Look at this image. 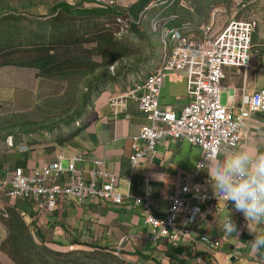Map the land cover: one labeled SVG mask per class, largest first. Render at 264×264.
Instances as JSON below:
<instances>
[{
  "label": "crops",
  "instance_id": "crops-1",
  "mask_svg": "<svg viewBox=\"0 0 264 264\" xmlns=\"http://www.w3.org/2000/svg\"><path fill=\"white\" fill-rule=\"evenodd\" d=\"M49 4L58 1L47 0ZM136 0H117L120 5L125 2L134 3ZM193 6V5H192ZM46 7L38 6V11L46 14ZM177 11L193 22L204 21L205 14L194 13L176 7ZM194 9V6H193ZM200 12V11H199ZM43 18H40L41 20ZM223 23L222 20H219ZM83 25V24H82ZM152 38V37H151ZM150 40L154 42V39ZM158 40V37L156 38ZM159 42V40H158ZM162 48L143 47L137 58L130 64H112L111 71H98L96 76H104L97 93L92 100L91 111L94 118L83 126L73 137L63 143H48L36 145L21 152L16 148L0 153V174L21 166L25 170L31 169L44 162L51 161L58 153L65 156L72 153L85 154L84 167L89 166L92 158H102L107 168L118 175L116 188L123 194L125 203H134L135 197L149 196L152 213L163 216L168 209L169 196L181 193L184 181H189L191 191L197 187L205 188L213 193L211 182L206 171L198 170L197 164L203 162L202 150L192 145L187 139H172L166 137L157 145L158 155L152 160H142L132 168L128 159L131 152L132 139L142 125L147 124L146 115L137 105L128 101L124 110L114 113L108 104V98L124 91L128 86L143 79L148 73L157 69L162 59ZM3 67V66H1ZM138 67V70H135ZM99 69V68H98ZM114 69V70H113ZM113 70V71H112ZM249 70L244 76L242 70L234 67L225 68L220 92L223 104L228 103V94L235 92L233 104L241 103L242 89L250 92L264 85H255L254 78L249 76ZM235 90V91H234ZM189 101L186 93V76L183 72H175L167 76L162 84L159 107L161 109L180 111ZM92 114V113H91ZM247 146L253 155L257 152L264 154V114L253 113L248 121L241 142L230 151H236ZM66 160H63V164ZM190 204H199L191 199ZM208 205L198 221L189 227L191 240L181 239L177 245L166 240L155 242L149 237L150 227L145 222V215L141 205L133 209L115 205L106 200L94 199L78 203L75 200L60 201L54 211L42 210L36 212L32 204L19 198H10L0 191V244L6 238L8 230L3 223L11 211H17L29 225L36 242L41 237L45 241H52L51 246L57 250L72 248V243L92 242L111 250L124 235L146 236L147 240L134 238L131 243H125L121 248L126 264H238L234 261L243 259L242 264H264V250L257 255L247 244L256 236H263L264 223L247 222L240 212L235 209H224L218 216L211 215ZM7 215L4 216L3 213ZM228 214L235 221L239 230L235 235H226L222 231ZM181 216V215H180ZM218 237L221 247L208 252L197 243L200 235ZM135 237V236H134ZM0 264H16L0 246Z\"/></svg>",
  "mask_w": 264,
  "mask_h": 264
},
{
  "label": "built area",
  "instance_id": "built-area-1",
  "mask_svg": "<svg viewBox=\"0 0 264 264\" xmlns=\"http://www.w3.org/2000/svg\"><path fill=\"white\" fill-rule=\"evenodd\" d=\"M86 4L117 7L114 17L106 21L105 26L118 39L126 37L149 10L157 8L149 19V28L152 34L157 33L161 43V63L143 79L108 98L114 113L124 110L127 102L132 101L148 120L133 136L128 156L132 168L142 160L156 157L157 145L166 137L187 139L192 145L199 146L203 160L205 156L211 158L215 155L212 149L217 143L230 151L241 142L250 116L255 112H264V86L250 92L243 88L238 106L233 104L235 92L228 94L227 104H223L220 98L225 68L242 70L244 76L248 72L257 25L255 19L236 18L235 10L222 23L217 17L219 10L213 9L205 22L184 20L177 23L178 14L165 13L174 6L192 11L188 0H154L137 16L131 12L130 2L120 5L116 0H88ZM175 72H183L186 76L189 101L180 111L161 109L159 97L163 81ZM63 160H66L65 164ZM85 161L83 153L65 156L60 152L53 160L28 170L15 166L0 174V191L10 198L31 203L36 212L54 211L60 201L66 200L82 203L100 199L128 210L141 205L144 220L150 227V239L155 242L166 240L172 245H177L181 239L192 241L189 227L199 220L204 205L209 206L214 216L224 209L234 210L231 201L226 207L222 198L217 200L205 188L195 187L191 191L189 181H184L181 193L168 197L167 212L163 216H155L147 195L135 197L132 204L125 203L123 194L116 188L118 175L107 168L104 159H90L87 168L84 167ZM191 199H196L199 204H190ZM3 215L7 214L4 212ZM136 237L147 240L144 235L121 236L113 252L123 258L119 250L124 243H130ZM197 241L208 252L218 250L222 244L220 238L204 234Z\"/></svg>",
  "mask_w": 264,
  "mask_h": 264
},
{
  "label": "trees",
  "instance_id": "trees-1",
  "mask_svg": "<svg viewBox=\"0 0 264 264\" xmlns=\"http://www.w3.org/2000/svg\"><path fill=\"white\" fill-rule=\"evenodd\" d=\"M152 1L154 0H136L130 5V10L137 16ZM87 2L88 0H79L73 4L58 1L49 4L47 0H0V67L35 68L36 76L40 78L92 74L94 77L88 84V91L84 93L88 105L89 93H97L98 83L105 80L104 76H96L98 68L121 61L129 53V47L120 44L123 38L113 37L110 29L105 26V22L114 17L117 7L90 6ZM40 5L48 8L49 18L44 19L46 14L38 11ZM192 5L194 13H201V9L197 10V3ZM156 10L157 8L149 10L140 23L132 27L131 31L140 40L152 37L149 19ZM170 12L179 15L177 23L190 21L177 11L176 6L165 10V13ZM101 74H105L104 71ZM91 113V117L65 136L56 137L54 142L63 143L73 137L94 118L92 111ZM42 127L49 129L51 125ZM3 223L8 234L0 246L16 264H126L113 250L97 243L78 241L72 243L76 244L73 248L57 250L51 247L52 241H45L43 237L40 243L36 242L29 225L13 209L3 219ZM119 253L124 252L120 249Z\"/></svg>",
  "mask_w": 264,
  "mask_h": 264
},
{
  "label": "rangeland",
  "instance_id": "rangeland-1",
  "mask_svg": "<svg viewBox=\"0 0 264 264\" xmlns=\"http://www.w3.org/2000/svg\"><path fill=\"white\" fill-rule=\"evenodd\" d=\"M78 1L70 0L73 4ZM188 2L197 3L198 9L196 6L195 8L204 11L206 18L204 21L208 20L213 9L219 10L217 17L222 21L233 15L235 10L236 18L251 17L256 20L248 74L254 78L255 85H264V0H188ZM128 4L129 2H125V5ZM151 36V39L158 37L157 33ZM156 38L154 42L150 38L140 40L138 35L131 31L120 40V44L129 47V55L114 64H130L143 47L161 48L159 38L158 40ZM107 67L108 65L102 66L98 71H104ZM36 70L18 66L0 67V153L15 148L24 152L32 146L53 143L56 137L65 136L92 116L91 104L95 92L89 93L88 105L84 99L88 84L94 77L92 74L40 78L36 76ZM108 70L111 71L110 68ZM135 70H138V67ZM48 125H51V128L42 127ZM26 130L28 132H24ZM122 259L125 260V257ZM234 262L242 264L243 259L239 258ZM212 264L216 263L212 261Z\"/></svg>",
  "mask_w": 264,
  "mask_h": 264
},
{
  "label": "clouds",
  "instance_id": "clouds-1",
  "mask_svg": "<svg viewBox=\"0 0 264 264\" xmlns=\"http://www.w3.org/2000/svg\"><path fill=\"white\" fill-rule=\"evenodd\" d=\"M212 151L215 155L205 156L196 166L208 173L213 195L217 200L222 198L226 207L231 201L247 222L264 223V154L253 155L247 146L226 151L220 143ZM221 228L226 235L238 238L239 230L230 214ZM247 244L259 256L264 250V236L254 234Z\"/></svg>",
  "mask_w": 264,
  "mask_h": 264
}]
</instances>
